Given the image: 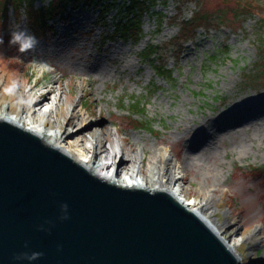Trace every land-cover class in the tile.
Returning a JSON list of instances; mask_svg holds the SVG:
<instances>
[{
	"label": "rangeland",
	"instance_id": "obj_1",
	"mask_svg": "<svg viewBox=\"0 0 264 264\" xmlns=\"http://www.w3.org/2000/svg\"><path fill=\"white\" fill-rule=\"evenodd\" d=\"M57 1L37 0L34 7ZM242 1L250 2L255 11L236 18V5ZM1 2L0 87H7L13 78L17 82L27 78L29 83L38 78L42 91L41 87L52 86V77L61 73L68 80L67 85L60 81L66 95L58 113L61 123L81 90L92 88L95 96L103 93L105 101L97 103L85 94L83 104L91 107L95 116L100 107L106 121L124 126L131 140L138 136L151 149L157 140L169 141L173 152L180 146L183 153L185 132L199 129L200 153H194L195 166L183 184L186 197L211 195L215 219L231 222L227 232L234 229L241 241L237 250L243 264H264V86L249 78L258 63L257 42L264 39V22H260L264 0L157 1L153 13L142 18L143 36L138 43L113 35L114 24L120 20L121 0L101 13L75 0L73 8L67 6L54 16L49 31L39 36L32 33L28 3L25 9L9 5L3 10ZM199 9L221 11L224 25L209 23L205 29L193 31L187 42L170 43L178 32L176 24ZM58 12L60 8L55 10ZM21 29L36 38L32 49L50 54L47 64H42L43 57L35 56L25 65L26 51L21 53L18 44L9 43L11 33ZM150 45L161 46L154 64L172 70L170 78L156 75L143 57ZM85 60L97 61L106 80L92 74L90 86L77 82L78 67ZM54 63L61 66L56 73L52 72ZM135 104L142 113L135 114ZM1 106L8 102L2 101ZM49 106L45 103L41 109ZM203 120H209L207 131L197 126ZM182 153H175L177 159ZM256 230L255 239L245 242Z\"/></svg>",
	"mask_w": 264,
	"mask_h": 264
},
{
	"label": "water",
	"instance_id": "obj_2",
	"mask_svg": "<svg viewBox=\"0 0 264 264\" xmlns=\"http://www.w3.org/2000/svg\"><path fill=\"white\" fill-rule=\"evenodd\" d=\"M32 251L43 253L32 264H238L215 229L167 190L113 184L0 119V264Z\"/></svg>",
	"mask_w": 264,
	"mask_h": 264
},
{
	"label": "bare ground",
	"instance_id": "obj_3",
	"mask_svg": "<svg viewBox=\"0 0 264 264\" xmlns=\"http://www.w3.org/2000/svg\"><path fill=\"white\" fill-rule=\"evenodd\" d=\"M24 56L25 65L35 60V56L43 57L42 64L45 65L48 62L47 59L51 57L50 54L46 56L37 48H30ZM15 68L17 69L18 65ZM23 68L24 66H19L20 70ZM60 68V65L54 63L52 72L56 73ZM82 72L85 73L84 77L81 76ZM92 74L95 78L106 80L104 69L95 60H85L82 67H78L75 78L77 82H86L90 86ZM52 79L53 85L46 89L41 87L42 91L38 89L41 85L38 78H35L32 83H29L27 78L26 82H17L13 78L7 87L1 86L0 119L45 139L113 184L167 190L188 210L201 215L235 253L238 264H243V258L237 250L241 241L235 235L234 229L227 232L231 222L220 223L215 219L216 208L211 202V195L204 199L186 197L187 192L183 184L188 181V171H192L195 166L197 154L194 155V153H200L197 138L199 129L185 132L188 136L183 153L180 146H176L174 148L176 152H173L169 141L157 140L154 148L151 149L143 142L145 140L138 136L131 140L124 126L119 124L117 126L115 123L106 121L100 107L95 116L91 107L83 104L85 94L97 103L105 101L103 93L95 96L92 88L81 90L78 98L68 106L65 122L61 123L58 120V113L66 100V95L60 88V81L63 80L67 85L68 80H64V75L61 73L54 75ZM51 96H53L52 99ZM5 100L8 106L2 107L1 102ZM45 103H50V106L41 109ZM43 116L45 119L42 118ZM208 123L209 120H203L197 126L207 131ZM110 126L114 127L113 131ZM178 127L177 125L176 129H179ZM106 141H110L109 144H111L107 146ZM179 152L182 154L177 159L175 153ZM257 233L258 230L245 242L253 241Z\"/></svg>",
	"mask_w": 264,
	"mask_h": 264
},
{
	"label": "trees",
	"instance_id": "obj_4",
	"mask_svg": "<svg viewBox=\"0 0 264 264\" xmlns=\"http://www.w3.org/2000/svg\"><path fill=\"white\" fill-rule=\"evenodd\" d=\"M37 0H2L1 7L5 10V7L11 5L16 9H25L24 6L28 3L27 18L31 22L32 33L36 36L44 34L49 31L48 23L53 19L54 16L58 17L64 12V9L68 6L73 8V3L75 0H58L55 4H47L40 6L39 8L34 7V2ZM42 1V0H39ZM67 1V2H66ZM80 3L86 6H92L97 8L100 12L108 10L115 6L119 0H79ZM157 1L162 2V0H121L119 16L120 20L114 24L113 35L121 39H132L134 43H138L142 36V18L144 15H151L153 13L152 6L157 3ZM180 1V0H176ZM236 5V18H240L250 13H254L255 7L250 2L242 1ZM60 8V12L55 13V10ZM58 15V16H57ZM223 13L221 11L209 12L207 10H198L192 12L190 18L187 20L182 19L176 25L178 26L177 35L174 37V41L170 43L174 44L179 41L187 42L191 39L193 31L199 28H206L209 23L216 22L218 25H224ZM264 22L261 19L260 22ZM258 46V63L255 65L253 74L249 76L251 83L261 82L264 86V39L259 38L257 42ZM161 46L150 45L145 51V57L152 64V68L155 73L161 78L171 77L172 70H167L164 64H154V61L160 57L156 53L160 52ZM153 57V58H152ZM138 104H135L134 112L142 111L138 108ZM139 126V125H138Z\"/></svg>",
	"mask_w": 264,
	"mask_h": 264
},
{
	"label": "clouds",
	"instance_id": "obj_5",
	"mask_svg": "<svg viewBox=\"0 0 264 264\" xmlns=\"http://www.w3.org/2000/svg\"><path fill=\"white\" fill-rule=\"evenodd\" d=\"M36 38L34 36L27 35L24 30H14L9 38L10 44H18V51L23 53L25 51H28L35 43ZM3 43V38L0 37V44ZM60 219L66 220L69 218V212H68V205L66 203H63L60 205ZM40 230L42 231H49L50 229L45 228L43 225H40ZM27 247V245H25ZM43 255L42 252L38 251H32L31 253L23 252L16 254L13 259L17 262H20V264H23V262H27V264H32V262L38 260Z\"/></svg>",
	"mask_w": 264,
	"mask_h": 264
}]
</instances>
